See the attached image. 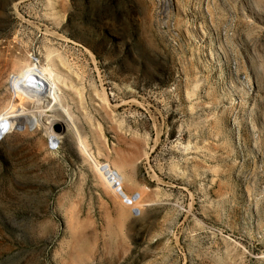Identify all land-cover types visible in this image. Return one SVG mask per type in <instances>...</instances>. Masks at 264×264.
Returning a JSON list of instances; mask_svg holds the SVG:
<instances>
[{
  "label": "rangeland",
  "instance_id": "1",
  "mask_svg": "<svg viewBox=\"0 0 264 264\" xmlns=\"http://www.w3.org/2000/svg\"><path fill=\"white\" fill-rule=\"evenodd\" d=\"M0 264H264V0H0Z\"/></svg>",
  "mask_w": 264,
  "mask_h": 264
},
{
  "label": "water",
  "instance_id": "2",
  "mask_svg": "<svg viewBox=\"0 0 264 264\" xmlns=\"http://www.w3.org/2000/svg\"><path fill=\"white\" fill-rule=\"evenodd\" d=\"M54 129L56 130V131H64V129H62V127H60V125L57 123V124H54Z\"/></svg>",
  "mask_w": 264,
  "mask_h": 264
},
{
  "label": "built area",
  "instance_id": "3",
  "mask_svg": "<svg viewBox=\"0 0 264 264\" xmlns=\"http://www.w3.org/2000/svg\"><path fill=\"white\" fill-rule=\"evenodd\" d=\"M57 147V143H49L50 149H55Z\"/></svg>",
  "mask_w": 264,
  "mask_h": 264
},
{
  "label": "bare ground",
  "instance_id": "4",
  "mask_svg": "<svg viewBox=\"0 0 264 264\" xmlns=\"http://www.w3.org/2000/svg\"><path fill=\"white\" fill-rule=\"evenodd\" d=\"M115 172L118 173L119 172V169H115Z\"/></svg>",
  "mask_w": 264,
  "mask_h": 264
}]
</instances>
